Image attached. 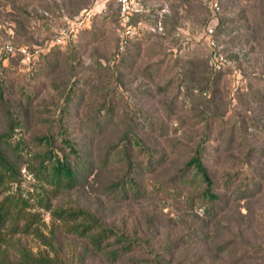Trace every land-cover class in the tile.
I'll return each instance as SVG.
<instances>
[{"label": "rangeland", "instance_id": "obj_1", "mask_svg": "<svg viewBox=\"0 0 264 264\" xmlns=\"http://www.w3.org/2000/svg\"><path fill=\"white\" fill-rule=\"evenodd\" d=\"M132 1L136 12L125 21L118 0H0V43L37 51L0 63V135L17 146L11 162L19 172L0 186V202L11 197L35 215L33 227L54 250L1 229L0 264L24 250L46 251L62 264H264V190L223 203L210 221L196 182H171L197 142L215 144L243 120L264 179V0H222L215 22L209 0ZM126 27L131 34L121 46ZM67 142L78 154L91 149L103 170L72 190L47 186L31 172L38 153L52 149L74 160ZM124 146L139 164L136 196L125 192L128 184L114 185L124 180ZM48 208L97 214L131 237L132 253L110 263Z\"/></svg>", "mask_w": 264, "mask_h": 264}, {"label": "trees", "instance_id": "obj_2", "mask_svg": "<svg viewBox=\"0 0 264 264\" xmlns=\"http://www.w3.org/2000/svg\"><path fill=\"white\" fill-rule=\"evenodd\" d=\"M206 90L208 87L203 91ZM241 123L242 125L234 124L226 133L217 135V138L214 139L215 144L207 143V140L197 142L191 157L180 168V174L171 178V182L176 184L189 185L196 182L197 187L200 188L203 216L210 221L218 218L223 203H228L230 200L235 202L247 200L264 190V179L256 173L257 166L252 163V157L259 152L247 143L246 121L243 120ZM13 128V121H11L9 132ZM9 136L11 135H0L1 187L5 186L6 182H14L19 174L11 162V157H17V146L12 148L7 139ZM38 140L45 142L48 146L50 145L48 136H43ZM235 142H237V149L231 146ZM135 144L141 150L149 151L142 139L136 137ZM67 147L71 153L75 154L74 160L54 152L52 149H47L38 153L39 162L33 166L31 172L37 178L44 179L47 186L54 188L63 187L72 190L82 179H84L83 184L87 185L89 175L97 170L92 150L81 148L78 154L71 143L67 142ZM130 150H127L125 146L122 148L124 180L123 178L122 181L119 179L114 185L118 186L120 182L121 184L126 183L128 187L124 189L125 192L136 196L141 192L142 183L140 184L138 181L139 175L136 171L139 164L132 159ZM237 155L241 157V161L235 164L234 160ZM151 166V159H148L146 167L150 168ZM144 168L142 162L140 169L144 171ZM102 170L103 164L97 173ZM97 175L94 174V178ZM21 203L22 205L25 204L23 201ZM48 210H50L53 220L66 228L67 233L86 240L95 252L110 263H116L125 255L132 253L131 237L122 232L119 233L97 214L80 209L51 210L48 208ZM34 216L23 209H19L18 201H12L11 197H6L0 202V230L6 229L10 233L33 235L41 241V245L48 251L49 249L54 251L52 241L37 226L33 227L34 222L31 218ZM19 219L22 220V223L19 222ZM19 256V259L14 262L8 261L7 264H62L55 255L51 256L48 252L41 250L36 254L24 250Z\"/></svg>", "mask_w": 264, "mask_h": 264}, {"label": "built area", "instance_id": "obj_3", "mask_svg": "<svg viewBox=\"0 0 264 264\" xmlns=\"http://www.w3.org/2000/svg\"><path fill=\"white\" fill-rule=\"evenodd\" d=\"M119 6H120V13L122 17H124V20L126 21L128 19V14L130 12H136L135 4L132 0H118ZM222 0H209L210 9L213 15L212 22H215L216 16L221 12L222 6H221ZM87 19V18H86ZM214 33V29L209 26L207 27V35L212 37ZM67 34L66 30L63 29L61 31V36L65 37ZM131 34L130 27H126L124 29V33L121 36V46L126 44V38ZM211 46L215 45V42L210 39ZM37 51H31L26 46H19L14 47L10 43H0V62L5 63L9 57H13L15 55H18L20 57H23L26 60H30L31 57H36ZM219 69L220 67L217 66Z\"/></svg>", "mask_w": 264, "mask_h": 264}]
</instances>
